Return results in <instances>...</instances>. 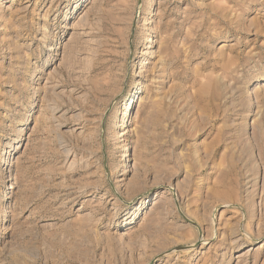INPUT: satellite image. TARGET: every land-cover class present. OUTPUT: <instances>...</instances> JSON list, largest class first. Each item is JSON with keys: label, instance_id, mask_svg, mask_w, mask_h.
<instances>
[{"label": "rangeland", "instance_id": "rangeland-1", "mask_svg": "<svg viewBox=\"0 0 264 264\" xmlns=\"http://www.w3.org/2000/svg\"><path fill=\"white\" fill-rule=\"evenodd\" d=\"M0 264H264V0H0Z\"/></svg>", "mask_w": 264, "mask_h": 264}, {"label": "water", "instance_id": "water-1", "mask_svg": "<svg viewBox=\"0 0 264 264\" xmlns=\"http://www.w3.org/2000/svg\"><path fill=\"white\" fill-rule=\"evenodd\" d=\"M180 213H181L182 217H183V218H184L189 224H191L192 226L198 228V225H197V224H195L194 222H192L190 219H187L186 216H185L182 212H180ZM200 234H201V233H200ZM201 237H202V235H201ZM193 247H195V244H193L192 246H191V245H184V246H181V247H177L175 250H179V251H181V250H189V249H191V248H193ZM173 251H174V250H173Z\"/></svg>", "mask_w": 264, "mask_h": 264}, {"label": "bare ground", "instance_id": "bare-ground-1", "mask_svg": "<svg viewBox=\"0 0 264 264\" xmlns=\"http://www.w3.org/2000/svg\"><path fill=\"white\" fill-rule=\"evenodd\" d=\"M213 237H214V234H215V231L213 230ZM212 236V235H211ZM194 244V243H193ZM192 243L190 244L191 246L193 245ZM176 249V248H175ZM190 250V249H189ZM187 251V250H186Z\"/></svg>", "mask_w": 264, "mask_h": 264}]
</instances>
